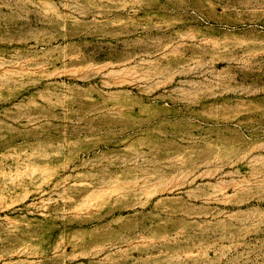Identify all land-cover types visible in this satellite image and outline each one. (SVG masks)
I'll return each mask as SVG.
<instances>
[{"label": "rangeland", "instance_id": "rangeland-1", "mask_svg": "<svg viewBox=\"0 0 264 264\" xmlns=\"http://www.w3.org/2000/svg\"><path fill=\"white\" fill-rule=\"evenodd\" d=\"M0 264H264V0H0Z\"/></svg>", "mask_w": 264, "mask_h": 264}]
</instances>
